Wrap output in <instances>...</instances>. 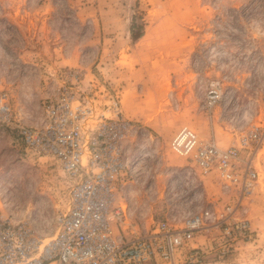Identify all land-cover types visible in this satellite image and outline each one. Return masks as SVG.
<instances>
[{
	"label": "rangeland",
	"instance_id": "374dc122",
	"mask_svg": "<svg viewBox=\"0 0 264 264\" xmlns=\"http://www.w3.org/2000/svg\"><path fill=\"white\" fill-rule=\"evenodd\" d=\"M69 70L84 73L98 108L117 100L135 126L110 209L125 210L124 228L181 229L194 214L237 204L238 188L201 174L170 142L186 126L228 148L264 129V0H0V94L16 119L39 126ZM213 82L221 99L207 109ZM253 162L259 181L230 234L225 225L196 233L177 251L179 264H264V147ZM68 201L57 162L0 122V211L49 237ZM241 219L247 232L234 225ZM112 226L120 235V222Z\"/></svg>",
	"mask_w": 264,
	"mask_h": 264
},
{
	"label": "built area",
	"instance_id": "2783aa9c",
	"mask_svg": "<svg viewBox=\"0 0 264 264\" xmlns=\"http://www.w3.org/2000/svg\"><path fill=\"white\" fill-rule=\"evenodd\" d=\"M80 70H69L58 79L55 94L43 107L39 126L30 127L16 119L8 94H0V122L16 131L24 144L54 159L69 184V201L55 217L49 237L39 234L28 222L0 211V264H179L177 251L196 233L224 226L249 200L259 181L253 158L264 147V129L254 128L232 146L221 148L202 140L188 127H181L170 147L198 168L201 174L216 176L227 188H238L237 204L222 210L206 209L184 220L181 229L159 222L140 233L126 226V212L120 207L110 214L115 193L127 169L125 141L135 131L117 100L106 109L96 106ZM94 86L93 82L87 84ZM91 91V90H90ZM221 99L218 84L211 83L205 105L212 109ZM123 230L117 235L112 222ZM236 229L247 232L250 224L241 219Z\"/></svg>",
	"mask_w": 264,
	"mask_h": 264
},
{
	"label": "trees",
	"instance_id": "16d2710c",
	"mask_svg": "<svg viewBox=\"0 0 264 264\" xmlns=\"http://www.w3.org/2000/svg\"><path fill=\"white\" fill-rule=\"evenodd\" d=\"M139 37H141V35H139Z\"/></svg>",
	"mask_w": 264,
	"mask_h": 264
}]
</instances>
